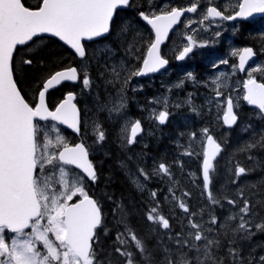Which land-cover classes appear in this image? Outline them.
Segmentation results:
<instances>
[{
  "label": "snow or ice",
  "instance_id": "snow-or-ice-1",
  "mask_svg": "<svg viewBox=\"0 0 264 264\" xmlns=\"http://www.w3.org/2000/svg\"><path fill=\"white\" fill-rule=\"evenodd\" d=\"M199 3L200 0H192L187 7H170L160 14L140 12L141 18L154 30L155 39L149 42L141 67H113V79L107 82L120 81L126 85L132 76H145L164 68L168 61L162 57L160 45L185 13L197 12ZM131 6V0H40L32 9L23 0H0V264H104L100 258V236L108 235V228L103 205L89 191V184H95L99 179L96 166L90 159V146L83 141L69 145L58 128L66 125L77 134L82 133L80 113L73 103L75 94L69 92L54 110L47 106L46 94L63 82H80L84 88L91 87L90 69L83 62L87 47L84 41L101 43L98 38L106 39L111 34L118 10ZM226 11L227 8L220 10L218 6H212L209 0L206 10H201V23L216 18L246 19L254 13H264V0H243L239 11L225 15ZM126 31L127 25L120 28L121 33ZM49 37L57 38L74 50L82 64L79 69L67 67L47 74L42 85L37 86L38 102L33 103L20 86L18 74L27 70L25 66L35 63L34 57L28 53L38 52V46ZM186 39L188 44L177 57L180 60L196 43L191 35ZM127 51L139 59L135 56L139 48L134 44H130ZM233 54L239 56V70L244 71L245 64L255 52L245 47ZM125 71L127 76L122 75ZM226 81L224 73L213 80L215 97L209 103L223 108V123L231 128L237 123L238 113L234 109L239 105L234 103L231 95L220 100L224 96L220 89L227 87ZM243 87L246 91L242 99L264 113V82L258 83L250 72ZM103 108H107L110 118L112 113L119 115L126 108L123 88L111 106ZM168 115L166 110L159 111L153 118L164 124ZM217 118H221L219 114ZM92 128L94 143L102 144L106 139L102 125L94 121ZM53 131L56 132L54 139L50 134ZM142 131L140 120L126 121L121 128L122 138L129 145L137 142L136 137ZM191 139H196L195 133L191 134ZM257 148H264V135L240 150L250 152ZM222 151L221 144L208 128H204L201 150L186 149L183 153L202 155L204 192L212 205L221 207L210 174L216 170L214 161ZM248 158L253 159L251 155ZM138 171L145 180L150 178L144 169ZM247 171L237 163L234 176L239 178ZM155 172L168 177L172 175L164 163ZM232 182L236 183V180ZM134 183L143 190L139 177L134 178ZM169 192L172 193L171 188ZM190 195L183 193V196ZM253 195L240 189L238 199L224 197L233 211L221 222L216 215H210L207 220L194 219L198 214L191 212L188 204L172 193L173 200L177 201L175 206L187 214V228L190 230L182 228L180 233L169 237L175 246L163 248V260L159 264H264V254L256 256L250 252L245 256L238 243L257 232H264V216L257 211V205L264 207V199L254 200ZM151 197L154 204L147 209L146 220L170 229L169 219L160 212L157 193L153 191ZM112 213L114 218L118 217L116 222L123 225V230L115 233L116 246L108 253V264H156L145 239L128 224L123 205L115 204ZM225 248L226 254L221 255V249ZM113 253L118 257L113 258Z\"/></svg>",
  "mask_w": 264,
  "mask_h": 264
},
{
  "label": "trees",
  "instance_id": "trees-1",
  "mask_svg": "<svg viewBox=\"0 0 264 264\" xmlns=\"http://www.w3.org/2000/svg\"><path fill=\"white\" fill-rule=\"evenodd\" d=\"M151 1L158 2L160 0ZM23 2L29 8L35 9L40 0H23ZM149 2L150 0H131V7L118 11L113 30L104 40L107 48H110L118 58L112 62H102L100 56L104 54L103 51L100 52L102 54L94 52L93 55L88 54L86 56V60L90 62V78L93 81L89 91L93 92V87L95 94L103 95L105 92L121 89L124 85L130 97H135V92H129V85L136 82V76H132L126 85L120 81H115L114 83H108L107 81L113 79V67L118 69L122 66L124 67L122 64L124 61H127L126 67L131 64L127 51L130 44H134L139 48V51L135 53V56L139 57V59L135 58L132 67L139 68L141 58L150 41L144 34L141 36L140 31L136 32L135 28L137 27V22H140L139 13ZM176 6H184V3L178 2ZM125 25L128 26V31L121 33L120 28ZM38 48V52L28 53L34 57L35 63L32 66H25L27 70L18 74V79L21 80L20 86L27 94L28 100L33 103H35L38 93L37 86L42 84L47 74L75 66L78 63L68 50L54 40L46 39ZM87 50L90 51L89 46H87ZM17 59L19 60V57ZM41 61H43V64L40 63ZM122 75L127 76L128 73L125 71L122 72ZM69 92L73 93V87L66 86L53 91L52 95H57V100H60ZM48 99L49 101L52 100L49 96ZM130 105L133 111L134 102ZM85 106L89 110L96 108V105L93 104H86ZM175 110L176 107L169 108L170 115L173 116ZM249 111L248 108L242 107V113L239 114L240 118L243 119L246 115L249 116ZM100 115L103 118L105 117L102 112ZM241 122L233 130L224 129L221 121L215 119L203 122L201 125L195 124L196 133H200L203 126L208 128L213 136L216 135L218 142L223 148L222 153L217 158L218 163L214 161L216 170L210 174L214 194L220 198L223 207L212 205L204 192L201 176L202 156L194 155L190 157L177 149L166 153L163 151V147L159 146L155 151V155L141 153L140 155H132L130 158L127 155L115 154L111 148L108 149V161H106L104 167L100 165L98 168L99 179L93 188L94 190L90 192V195H93L103 205L108 228V235L101 234L100 236L102 249L100 250V258L104 261V264H108V253H111L116 246L114 244L115 233L118 230H123V225L116 222L118 217L114 218L112 213V209L117 203L123 205L128 224L135 229L139 236L145 239L149 249L153 252L156 264H159L163 260V248L165 246H175L169 237L174 233H180L182 228L184 231L190 230L187 228V214L175 206L177 201L173 200L172 193L175 194L177 199H183L188 204L191 212L198 214L194 219L207 220L210 215H216L221 222L233 211L232 206L227 203L224 197L238 199V191L244 189L246 193L254 194L252 196L254 200L264 199V148H257L250 152H242L240 150L247 143L264 135V129L255 122L244 123V126L240 125L243 123ZM216 130L220 133L218 134ZM175 131L180 132L178 129H175ZM181 139V141H185L187 138L181 137ZM190 142L195 144L194 140ZM250 155L253 159L248 158ZM161 163L169 167V171L172 174L171 177L155 172ZM237 163L249 170L239 178L234 176ZM140 168L149 174V179L145 180L143 176H140L138 171ZM131 172L134 173V176L135 174L139 175L146 182V186H144L142 191L133 182L134 178L128 175ZM155 175L156 178H154ZM233 180H236V183H233ZM170 188L172 193L169 192ZM153 191L157 193L156 199L160 201L161 214L169 219L170 229H163L158 224H152L146 220L145 213L154 204L151 197ZM184 192H188L191 195L183 196ZM165 197L167 199H164ZM257 211L261 216H264V207L257 205ZM221 239L224 238L221 237ZM224 242L227 244L226 240ZM238 243L242 254L245 256L250 252L256 256L264 254V232H257L250 239L242 240ZM253 249H255L254 252L252 251ZM224 254H226V248L221 249V255ZM117 257L118 254L113 253V258Z\"/></svg>",
  "mask_w": 264,
  "mask_h": 264
},
{
  "label": "flooded vegetation",
  "instance_id": "flooded-vegetation-1",
  "mask_svg": "<svg viewBox=\"0 0 264 264\" xmlns=\"http://www.w3.org/2000/svg\"><path fill=\"white\" fill-rule=\"evenodd\" d=\"M206 3L207 2L204 1V3L198 7L197 12L193 17H186L181 25L175 30L173 36L161 47L160 53L162 57L168 61L167 68L164 72L156 77L137 80L134 84V109L133 111L131 110V114L130 108H128L124 117H128L129 122L140 120L143 134L136 138L137 142L133 145L127 144L126 140L122 138L121 127L123 122H117V117L112 119L106 117V113L102 110L100 111L105 114V117H101L102 115H100V111H97V108L100 109L101 107L99 104L96 105L93 112V119L95 118V121L102 125L106 139L102 144L94 143L95 136L93 135L92 128L93 121L92 125H85L84 123L86 116L89 118L91 112L85 106L88 101L84 98L81 86H76L73 89L76 95V105L83 124L82 137L78 139L77 136L66 132L64 129H62L61 132L63 136L64 132H66L64 138L69 145H74L83 141L90 146V159L94 162L96 169H98L100 165L103 167L105 166L106 161H108L107 155L109 148H111L115 154H120L121 156L127 155L131 158L132 155H140L141 153L153 155L156 153L155 151L159 146L163 147L162 149L167 150L168 153L173 149L185 152V146L192 144L190 142L192 140V133L196 134V139L194 140L195 143L200 142L199 140L201 139L202 131L196 133L195 124L201 125L203 122H209L212 119L221 120V118H217L218 113L216 117L212 118L211 115L217 107L209 103V101L213 100L215 97V92L213 91L215 85L213 84V80L221 76V73H224L227 76V87L220 89L224 92V96H221L220 100H224L226 96L231 95L234 103L239 105L237 110H235L238 113V121L241 122L242 120L244 124L256 120L258 124L264 128V113H254L253 110L248 108V104L242 99V96H238L239 93L241 94L244 92L243 85L249 79L250 72L252 78L256 79L258 83L264 82V70H253L264 69V19L257 20V22L217 19L204 20L203 23H201L202 19L196 20L195 18L202 15L201 10H206V7L209 6L208 3L205 7H202ZM240 3L241 0H211L212 6H218L220 10H224L225 8L228 9V11L225 12V15L237 12ZM170 7H173V5H170L163 10H169ZM141 12L146 14H157L154 8V3L151 0L142 8ZM142 22L141 19L140 22H137L135 31H140L141 36L144 34L149 41H153L152 32L149 28L144 26V22ZM254 24H257L256 29L253 28ZM188 25H190V27ZM189 29L191 30L189 31ZM253 32H260L262 37H254ZM189 35L192 36L196 43L193 45L189 58L179 64L177 62V57L183 50L184 46L188 44L186 37ZM175 38L182 40L184 46H178L176 49L171 50ZM105 45L106 43L103 41L100 44H93L92 46H94V50L98 52L101 51ZM245 47L253 49L256 59L241 72L238 65L239 56L234 55L233 53L238 52ZM146 51L147 48L144 51V57ZM223 60H226L227 63H221ZM87 64L90 65L89 63ZM141 64L142 61H140L139 67H141ZM189 74H191V76H189ZM171 79H174L175 82H172ZM183 82L185 86L183 92H180V90L176 88H173L168 92L169 84ZM63 87H66V85ZM127 95L128 99L131 100L129 93ZM49 96L52 98V100L49 101L50 107L57 100V95L53 96L51 92ZM187 99L191 100L192 105H184V100ZM98 100L102 104L105 97L102 96ZM164 101H166V103H164ZM175 106H180V110L186 115L183 119L187 120V123H183L182 119H176L174 116L170 115L169 108ZM192 107H196L197 109V111L193 112V115L191 114L193 110H190ZM242 107L250 110L249 116L246 115L243 119L239 116V114L242 113ZM165 110L169 113L167 121L158 126L153 116L154 114H158V111ZM158 128L161 129V138H158ZM175 129L180 130V132L175 131ZM216 132L218 133V130H216ZM127 134L128 133H125L124 135ZM181 137L187 139L181 141ZM214 138L217 139L216 135H214ZM128 175L135 178L137 174L134 176V173L131 172L128 173ZM154 178H156V175ZM95 185L96 184H89L90 192L94 190L93 188Z\"/></svg>",
  "mask_w": 264,
  "mask_h": 264
},
{
  "label": "rangeland",
  "instance_id": "rangeland-1",
  "mask_svg": "<svg viewBox=\"0 0 264 264\" xmlns=\"http://www.w3.org/2000/svg\"><path fill=\"white\" fill-rule=\"evenodd\" d=\"M203 1H206L207 3L205 4V5H203L202 7H205L208 3H209V0H200V2H203ZM171 4H170V2H163V3H161L159 6H158V8L157 9H155V11H156V13L157 14H160L161 13V10H163V9H165V8H167L168 6H170ZM196 20H199V19H202V15H199V17H197V18H195ZM257 26V24L256 25H254V27H256ZM191 29H189V31H190ZM178 46H184V43H183V41L182 40H179V39H176L175 38V41L173 42V44H172V46H171V50H174V49H176ZM94 52H96V54H98V53H100L101 51H94ZM94 52L93 53H91V55H93L94 54ZM100 54H102V53H100ZM129 55V54H128ZM116 58H118V57H116V55H115V53L113 52V51H111L110 50V48H107V51H105L104 52V54H102L101 56H100V60L102 61V62H105V61H108V62H112V61H114ZM103 59H105V60H103ZM119 59H121V57H119ZM128 59H129V61L131 62V64L127 67L128 69H131L132 67H133V65H134V62H135V58L132 56V55H129L128 56ZM127 64V61H124V63H123V65H126ZM177 85H180L179 87H177ZM120 86V85H119ZM122 88H123V95L126 97V108L118 115V114H116V113H112V116H111V118L110 119H112V118H114V117H117V122H123V125L125 124V122L126 121H128V117H124V115L127 113V110H128V108H130L131 107V105H128V104H130V100L128 99V95H127V88L123 85L122 86ZM173 88H176V89H180V88H185V86H184V82L183 83H176V84H169L168 85V92H170V90L171 89H173ZM82 89L84 90V91H86V90H88V88H84V86L82 85ZM92 90H93V92H91V91H86L85 93L83 92V95H84V98L85 99H87V104L88 105H91V104H93V105H100L101 107H100V109H98L97 108V111L99 110H102V106H105V105H107L108 107H110L111 106V102L112 101H114L115 99H116V97H117V93L120 91V88H118L117 89V91H114V90H112V91H108V92H105L103 95H99V94H95V91H94V88L92 87ZM87 94V95H86ZM243 94H244V92H242L241 94L239 93V97H241V96H243ZM105 97V100H104V102L101 104L100 103V101L98 100L100 97ZM237 96V97H238ZM135 97H133L132 99H134ZM133 102H134V100H133ZM184 105L185 106H190V105H192V102H191V100H189V99H187V100H184ZM130 106V107H129ZM176 107V110L173 112V116L176 118V119H182V121H183V123H187V120H185V119H183V117H186V115L184 114V113H182V112H180V106H175ZM195 109V110H194ZM51 110H53V109H51ZM89 110V109H88ZM94 110H95V108H91V112H90V116H89V118H87V116H86V118H85V121H84V123H85V125L87 124V125H92V121L94 122L95 121V119H93V112H94ZM156 110H159V109H156ZM190 110H193L192 111V115H193V112L194 111H197V109H196V107H192V109H190ZM235 110H237V108L235 109ZM103 112H105V113H107V115L109 116V113H108V111H107V108H103V110H102ZM159 112V111H158ZM130 113L132 114V112H131V108H130ZM217 113L220 115V116H222L223 115V108H219V109H216L215 111H214V113L211 115L212 116V118H214V117H216L217 116ZM100 114H101V111H100ZM158 120H156V124L159 126V124H158V122H157ZM174 123V122H173ZM123 125H122V127H123ZM121 127V128H122ZM159 129V135H158V138H161V136H160V133H161V129L160 128H158ZM67 132V131H66ZM66 132H64V137L66 136ZM51 134V136H52V138L54 139L55 138V135H56V132H51L50 133ZM169 136V135H168ZM200 142H197V143H195V144H188V145H186L185 146V149H187V150H192V149H195L197 152H199L200 150H201V139L199 140ZM197 144V145H196ZM192 146V148L190 149L189 148V146ZM163 151H165L166 153H168L167 152V150H165V149H163ZM156 153H154L153 155H155ZM202 156V155H201ZM191 157V156H190ZM130 176V175H129ZM132 178H134L133 176H132ZM131 178V179H132Z\"/></svg>",
  "mask_w": 264,
  "mask_h": 264
},
{
  "label": "water",
  "instance_id": "water-1",
  "mask_svg": "<svg viewBox=\"0 0 264 264\" xmlns=\"http://www.w3.org/2000/svg\"><path fill=\"white\" fill-rule=\"evenodd\" d=\"M242 2H243V0L241 1V3H242ZM124 9H125V8H124ZM120 10H123V9H120ZM118 11H119V10H118ZM188 14H193V13H185L184 16L181 17L180 21H181L186 15H188ZM260 18H264V13H254L253 16L248 17V18H246V19H245V18H241V17H237V18L234 19V20L242 21V22H247V21H250V20H252V19H260ZM144 23H145V25H146V26H147V27L153 32V34H154V39H155V32H154V30L151 28V25H148L146 21H144ZM179 23H180V22H179ZM179 23H177L176 25H173V27L169 30L167 37L165 38L164 42L160 45V49H161L162 45H164V44L167 42V39H168V37L171 35L173 29H174L175 27H177V26L179 25ZM49 38H50V39H53V40H55V41H57V42H58L59 44H61L64 48H66L68 51H70L72 54H74V55L76 56V58H77L79 61H81V58H80L79 56H77V55L74 53V50H72L69 46L64 45L63 42L59 41L57 38H51V37H49ZM98 39H103V38H98ZM84 43H85V44H89V43H92V42L84 41ZM19 47H21V46H18V48H19ZM185 58H186V57H185ZM185 58H184V59H185ZM254 59H255V55L252 57V59H250L249 61H247V63L245 64V67H246L250 62H252ZM178 61H182V60L178 59ZM165 67H166V66H165ZM165 67L162 68V69H160V71H158V72H155V73H149V74H147V75H145V76H138V78L142 79V78H146V77H148V76L156 77L160 72H162V71L165 69ZM245 67H244V68H245ZM62 84L76 85L77 82H63ZM62 84H61V85H62ZM61 85H59V86L56 87V88L50 89L49 92H50V91H53V90H55V89H57V88H59ZM244 91H246V90L244 89ZM49 92H48V93H49ZM66 96H67V95H66ZM66 96L64 97V99L66 98ZM64 99H63V100H64ZM63 100H62V101H63ZM62 101H61V102H62ZM37 102H38V95H37ZM61 102H60V103H61ZM245 102H246V101H245ZM73 103H75V99H74ZM249 107L252 108V109L258 110V109H256V108H254L253 106H250V105H249ZM258 111H259V110H258ZM221 123H222V126H223L225 129H229V130H230V129L235 128V126H236L237 123H238V120H237V123H236L235 125H233L231 128H229L228 126L224 125L222 117H221ZM59 126L63 127L64 129H66L67 131H69V132H71V133L77 134L76 132H74L73 129L68 128L66 125H59ZM142 132H143V131H142ZM142 132H141L137 137H139V136L142 134ZM129 133H130V132H129ZM137 137H136V138H137ZM131 145H132V144H131ZM201 173H202V170H201ZM202 179H203V177H202Z\"/></svg>",
  "mask_w": 264,
  "mask_h": 264
}]
</instances>
